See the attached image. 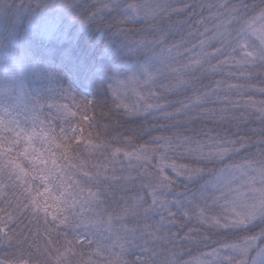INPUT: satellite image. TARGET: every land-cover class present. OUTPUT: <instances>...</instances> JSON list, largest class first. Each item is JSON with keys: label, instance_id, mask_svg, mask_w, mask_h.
Returning a JSON list of instances; mask_svg holds the SVG:
<instances>
[{"label": "snow or ice", "instance_id": "1", "mask_svg": "<svg viewBox=\"0 0 264 264\" xmlns=\"http://www.w3.org/2000/svg\"><path fill=\"white\" fill-rule=\"evenodd\" d=\"M65 7L75 10L70 4H65ZM93 7L97 12L83 21L84 23L98 13L107 11L109 17H112L113 12L122 16V20L112 17L113 26L120 23H146L149 19L155 24L159 18L179 11L160 0L156 2L131 0L122 7L119 3L111 7L100 3L98 7L97 5ZM213 8L217 9V13L212 17L216 23L212 28L205 29L202 34L207 38L211 32L214 34L213 40L219 38L221 47L215 48L213 52L205 51L206 48L212 47L209 40L200 39L198 44L184 49L182 53L176 51L174 55L176 46L166 48L164 45L167 36L163 34L162 29L156 28L147 30L153 39L148 40L146 36H140L128 48V51L141 49L149 55L147 62L140 65L139 69L146 85H156L158 81L165 79V73L171 81L159 90L160 95H153L150 92L145 100H165V92L176 95L183 90L186 94L182 101L142 104V113L135 106L131 109L125 106L120 117L128 122L141 119L147 121L149 117L169 121L170 126L161 125L157 128L154 125L151 128L152 131H167L170 133L167 136L150 137L141 145L139 141L143 139L141 134L144 132L143 127L127 128L121 133L122 126H113L118 135L105 146V151L111 152V162L115 164L122 151L121 147L112 150L110 146L114 144L137 149L134 153L123 151V156L128 158L130 164L131 158L135 156L138 162L143 161L148 167L153 168L152 182L140 183L136 195L117 197L113 191L109 197L103 186L107 185L111 189L114 184H131L136 188V181L143 180L144 174L109 178L102 176L100 169L95 165L89 168L85 161L73 165L72 168L77 175L81 168H88V171H85L76 182L66 183L67 170L57 164L59 157L53 156L51 166L49 167L45 161L44 167L40 169L43 175L36 177L44 191L40 193L39 189H36L37 195L33 197L32 190L27 188L31 171L22 165L27 160L33 169L36 168L37 160L34 159L36 149L30 148V145L37 140L46 142L45 136L41 134L46 130L41 129V133H37L22 129L15 136H7L6 132L14 131L9 127V124L14 122L6 121L0 116V199L7 201L6 207H0V244L7 243L9 246L15 244L20 249L28 245V253L20 251L10 264H29V261L33 260L37 264H93L91 259H85V255L106 259L108 264H128L123 260V256L127 254V249L133 247H139L143 256L133 264H180V257L175 251L169 252L168 246L174 245L175 237L179 236V233L171 232L170 228L177 227L181 220L188 223L195 221L206 230L252 232L240 243L226 246V250L234 253L226 260L219 259L216 251L209 255L217 256L219 264H264V128L260 130L261 139L253 145L250 140L246 142L240 130L232 132L229 129L221 132L216 127H195L197 120L212 123L213 119H218V122L223 124L228 118L224 113L240 110L234 107L217 112L216 109L208 108L209 103L229 105L240 102L230 101L227 95L219 97L223 81H217L215 87L206 85L202 91L197 87L195 76L197 72L205 78L217 75L218 70L227 64L228 60L218 61L215 65L211 61L224 56L229 48L231 49L229 59L234 60L237 66L264 67V0L251 4L245 0L233 4L228 0L219 5L209 6V11ZM184 10L186 11L187 7ZM178 47L183 48V43ZM233 87L235 86L228 85L226 91L231 93ZM260 94L264 95V88L260 89ZM213 95L217 96L216 100H211ZM85 102L89 105L97 103L95 100L87 99ZM168 108H174L175 111H165ZM0 111L10 115L6 109ZM257 111L259 119L264 123V101L260 102ZM192 113L197 115L193 117ZM190 123L193 126H188ZM73 138L81 139L77 136L76 129H72L70 133L68 129H63L57 137L61 140L57 150L64 149L62 158L65 160L72 159L68 155L69 150H76L72 146ZM21 144L25 145L24 151L17 152L14 157L12 150ZM89 144L91 145L90 140ZM254 146H258V151H251ZM242 153L243 158L237 161L236 158L241 157ZM44 155L49 153L45 151ZM177 158L184 159L187 163L178 165L166 162ZM153 160L157 161L154 166L151 163ZM169 169L173 174L171 176L166 175ZM127 170L120 169L122 172ZM131 170L136 171L135 168ZM4 176L8 178L7 185L3 182ZM178 182L184 183L188 198L177 201L163 198L172 194V190L178 187ZM11 184H15L18 190L24 188L28 193L25 199L29 200V203L23 205V211L21 203L14 206L11 200L3 196ZM189 186L193 189L190 192ZM85 188H88L87 195ZM92 188L96 191H91ZM124 191L132 189L126 188ZM209 201L212 202V207L219 205L220 211L216 215H207L211 210ZM173 208L175 211H172ZM49 215L52 217L51 220L48 219ZM157 215L160 217L159 220L155 219ZM20 216L28 217L29 222L16 232L12 229ZM129 223L134 226L129 228ZM186 226L187 224L181 225V229ZM257 227L258 231H252ZM41 229L45 235H41ZM60 229H63V232ZM199 235V232L189 229L188 233L180 238V243L192 242ZM94 245L93 251L87 254L83 252L85 247L91 250ZM33 248L35 251H32ZM117 248L118 252L115 251ZM104 253H107V257L103 256ZM236 256L240 257L239 261H236ZM217 260H212L211 264H217Z\"/></svg>", "mask_w": 264, "mask_h": 264}, {"label": "trees", "instance_id": "2", "mask_svg": "<svg viewBox=\"0 0 264 264\" xmlns=\"http://www.w3.org/2000/svg\"><path fill=\"white\" fill-rule=\"evenodd\" d=\"M217 1L160 0V2L169 3L172 9H178L179 11L159 18L155 24H152L149 19L146 23H120L113 26L112 17L122 20V16L116 12H113L112 17H109L107 11H105L98 13L93 19L88 20L87 23L83 21L97 12V9L93 5H97L98 7L100 3H104L111 7L113 4L119 3L122 7L124 3L131 2V0H0V80H6L2 84L11 86L13 71H17L18 68L21 69V72L26 74L25 79H27V84L36 83L44 89L39 93L41 95L39 97L41 105L34 108L36 111L44 113L40 119L42 121L48 120L50 123L53 120L50 118L53 116L52 113L60 114V116H64L67 120L69 119V121L75 123L73 129H76L77 136L81 137L80 140L73 138L72 146L76 150H69L68 155L72 159L65 160L62 158L64 149L60 148L57 150V145L61 143V140L57 139V137L63 128L58 121L56 122V127L49 126L51 129L49 134L52 139L54 138L53 143L50 141V146L45 145L44 147V150L49 155L41 157L40 164L37 165L38 168L33 172L34 176L29 179L27 184V188L32 190L33 197L37 195L36 189H39L40 193L44 191L40 180L36 177L43 175L40 169L44 167L45 161L49 167L51 166L53 156L59 157L57 164L67 170L66 183L68 181L76 182L82 177L80 174H74L73 165H79L86 161L89 168L95 165L100 169L97 163L100 159L98 156L99 152L102 158L100 162L102 176L109 178L115 176L119 178L120 176L129 175L135 177L138 173L144 174L143 180L136 181V188H133L131 184H114L111 189L107 185H104L103 187L108 191L109 197H111L113 191H115L117 197L134 196L140 183L148 184L152 182L153 168L148 167L144 162L134 165L126 163L123 159L113 164L110 160L111 152L105 151V146H108L109 142L118 135L116 128L113 127L114 125L122 126L120 128L121 133L127 128L135 127L139 129L143 127L144 132L141 133L143 139L139 141V144L142 145L150 137L169 135L170 133L167 131H152L151 128L154 125L157 128L161 125L170 126L171 122L153 117H149L147 121L141 119L128 122L125 119H120L124 113L125 106L129 109L131 108L125 101L124 103L120 100L118 95L112 92L110 81L115 79L122 80V78L128 77V75H134L136 79L143 81V89L148 92L146 94L149 95L151 92L153 95H160L159 90L171 82L167 78V73H165V79L158 81L156 85H146L143 74L139 69L140 65L147 62L149 55L141 49L128 51V48L140 36H146L148 40L153 39L147 33L149 28L163 30V34L167 36L164 46L166 44L170 45L169 42L172 41L183 42L187 45H191L194 42L198 44L197 42L203 37L204 30L210 26L209 23L204 22L210 20L208 16L209 6L217 5ZM151 2H156V0H151ZM237 2L238 0H232L234 4ZM258 2L259 0H246V3L249 4ZM65 4L72 5L75 10H70L65 7ZM185 7H187L186 11L184 10ZM49 8L62 9L60 11L62 15L61 21L55 22L57 24L56 31L51 32L49 40H45L39 37L41 35L37 18ZM200 19L204 23L202 28L198 25V23L203 24L199 21ZM158 37L159 33H157ZM214 47L215 45L212 44L210 49ZM215 61L216 59H213L211 61L212 64L215 65ZM13 67L15 70L12 69ZM240 69L239 83H237L238 81L232 82V86L235 87H233L231 93L226 91L228 84H226L224 69H219L217 75H209L207 78L200 72L195 74L197 87L202 91L206 85L215 87L217 81H225L220 87L219 97L223 98L227 95L230 101L240 102L239 104L229 105L209 103L207 107L216 109L217 112L225 108L232 109L234 107H238L240 110L224 113L228 118L224 120L223 124H220L218 119H213L212 123H204L203 120H197L195 127H216L221 132L229 129L232 132L240 130V134L246 138V142L250 140L253 145H256V142L261 139L260 130L264 128V123L259 119L257 102L254 99L259 102L264 101V95L260 94V89L264 88V67L257 66L250 68L249 66H244L240 67ZM208 90L210 91L211 88ZM83 94L88 95L87 100H95L97 103L89 105L86 102H78L76 100L77 96H83ZM164 95L165 100H160L161 103L182 101L185 99L186 94L181 90L180 94L173 95L165 92ZM6 96L4 93H0V103L6 105V102H8V106L12 105L13 102ZM216 99V95L211 97V100ZM152 101L157 103L154 100ZM244 101H248L249 103L245 104L243 103ZM117 105H119V111H117ZM165 111L173 112L175 109L168 108ZM196 115L197 113H192L193 117ZM230 118H235V120H231ZM188 126L193 125L190 123ZM89 140L91 141V145L89 144ZM86 143L93 155H89L91 152L86 150L85 145L83 146ZM77 145H79L78 148L76 147ZM100 147L102 151H97ZM110 147L112 150L116 147H121V154L126 149L121 145L114 144ZM127 149L132 148L129 147ZM251 151H258V146H254ZM243 156L244 154L242 153L241 157L236 158L237 161H240ZM169 160H171V163L178 165L187 163L184 159ZM152 165L154 166L155 164L153 163ZM122 168L128 170L122 172L120 171ZM133 168L136 171H132L131 169ZM85 171H88V168ZM166 175H173L170 169L166 172ZM57 183H59V180H57ZM126 188L132 189V191H124ZM184 189V183L178 182V187L172 190V194L163 198L169 201L186 199L188 197ZM192 190L189 186L188 191ZM85 191H88V188H85ZM15 194L19 195V199L17 198V200L11 202L14 206L17 203H21V211H23V205L29 203V200L25 199L28 193L24 188H20L19 190L16 189ZM3 196L8 197L5 194ZM43 199L42 196V202ZM6 206L7 201L0 199V207ZM172 211H175V209L173 208ZM51 218V215H49L48 219L51 220ZM155 219L159 220L160 217L157 215ZM41 221H43V214L41 215ZM28 222V217L20 216V219L12 230L19 232ZM184 224H187V226L181 229V225ZM133 226L132 223L128 224L129 228ZM32 227L33 231H35L34 223ZM189 229L199 232V237L195 238L192 242L181 244L180 238L184 237ZM170 230L173 233H179V236L175 237V244H169L168 249L169 252L175 251L177 253L180 257V264H186V262L195 264L198 258L202 257L210 261L209 257L211 256L209 254L213 251L220 250L224 246L240 243L245 236L252 234V232H226L220 229L206 230L202 229L195 221L188 223L184 220H181L177 227L170 228ZM60 231L63 232V229H60ZM252 231H258V227ZM26 232L27 229H25ZM41 235H45L43 229H41ZM20 239H23V237H20ZM3 245L6 244L4 243ZM148 247H151V245H148ZM156 247L159 248V245ZM94 249L95 245L91 250ZM83 250L89 251L90 249L85 247ZM20 251H24L27 254L28 245H24L23 249H20L15 244L12 246L7 244L4 247L3 253L6 255V259L11 262ZM32 251H35V249L33 248ZM105 256H107V253H105ZM133 257L134 255L128 256L131 261H133ZM25 258L27 259V255H25ZM94 258L96 257L89 255L86 259L93 260ZM239 260L240 257L236 256V261ZM104 262L108 263L106 259ZM133 262H129L128 264H133ZM217 264H219V261H217Z\"/></svg>", "mask_w": 264, "mask_h": 264}, {"label": "rangeland", "instance_id": "3", "mask_svg": "<svg viewBox=\"0 0 264 264\" xmlns=\"http://www.w3.org/2000/svg\"><path fill=\"white\" fill-rule=\"evenodd\" d=\"M209 1H211V0H209ZM225 2H228V0H218L217 5L225 3ZM238 2H239V0H238ZM245 2H246V0H245ZM231 3H232V0H231ZM62 9H64V8L62 7ZM62 9L49 8V9L45 10L44 14L39 15V18H37V24L40 28V35H41V36H39L40 38H43L45 40H49L51 32L56 31L57 24L55 22L61 21L60 19H61L62 13L60 11ZM216 13H217V9H214V10L212 9L211 11H209L208 16L210 19L209 21H211V22L209 23L210 26L207 29L212 28L213 25L216 23V21H214L212 19V17ZM199 21H201V23H203V21L201 19ZM198 25L200 26V28H202L204 26V23L203 24L198 23ZM204 32H205V30H204ZM213 35H214L213 33L209 32L207 38H205L204 36L202 37V39H208L210 43L213 42L212 44L215 45V47L213 49H210V47L206 48L205 51H207V52H213L215 48L221 47V43L218 42L219 38L216 37V39L213 40ZM169 43H170V45L166 44V46H165L166 48L176 46L174 48V51H173L174 55H175L176 51L180 52V50L182 49L181 50V52H182V51H184V49L190 48L193 44H196L194 42L191 45H187L183 42L179 43V42H173V41L169 42ZM182 43H183L184 47L179 48L178 46L181 45ZM197 43H199V42H197ZM197 51H200V49H197ZM230 53H231V49L229 48L224 56L218 57V59H216V61H215L217 64L218 61L228 60V63L222 67V69H224V71L226 73L225 80L227 82L226 84H228V85H232V82H234V81L237 82L239 80V72H241L240 67L235 64L234 60L229 59ZM237 59H238V57H237ZM247 66H249L250 68H253V66H251V65H247ZM17 67H19V66H17ZM12 69L15 70L14 67ZM255 71H256V69H255ZM224 74H222V75H224ZM25 77H26V74L22 73L21 69L18 68L17 71H13V73L11 75V86L7 85V84H2V82L5 80L4 78H2L4 80H0V82H1L0 93H4L5 95H7L6 97L13 102V104L12 105L10 104V106H8V102H6V105L0 103V109H6L7 113H10V115H9V114H6L4 111H0V116H3V118L6 121H13L14 122V123L9 124V127L14 129V131L13 132H6L5 135H7V136H15V134L20 133L22 129L27 130V131H35L37 133H41V129L46 130L43 133H41L43 136H45L46 142H42L40 140H37L35 143L30 145V148L36 149V156L34 157V159L37 160V165H39L40 161H41V157L44 156L45 145L50 146V141H51V143H53L54 138L52 139L51 135L49 134V132L51 131L49 126L56 127V122L58 121L60 123V126L63 129H68L69 133H70L71 130L73 129V127H75V123L72 121H69V119L67 120L66 117L60 116V114H57V113L56 114L52 113L53 116H51L50 118H52L53 120L50 123L48 120L42 121L40 119V117L43 116L44 113L36 111L34 108L41 105V102L39 101V97L41 95L39 93L41 92V90H44V89L41 88L40 86H38L36 83L27 84V79H25ZM5 82H6V80H5ZM223 82L225 83V81H223ZM237 83H239V81ZM110 84H111L112 92L115 95H118L120 100H122L123 102L125 101L126 104L129 105L130 108H133V106H135V108L139 109V111L141 113L143 112V107H141L142 104L155 103L150 99L145 100V97L149 96L148 94H146L148 92L144 91V89H143V81H141L140 79H136L134 75H128V77L122 78V80H120V79L119 80H116V79L111 80ZM87 96H86V94H83V96L78 95L76 100L78 102L83 103L86 101ZM254 101L257 102L256 106L259 108L260 102L255 100V99H254ZM156 102L161 103L160 101H156ZM54 116H56V117H54ZM83 146L86 147V150L88 152H91L87 147L88 146L87 143L83 144ZM24 148H25V145H23V144H21L18 148H14L12 150L13 156L15 157L17 152H23ZM101 149L102 148L100 147L97 151H102ZM123 151H128L130 153H134L137 151V149L136 148H132V149L126 148ZM89 155H93V153L91 152ZM98 156L100 157V159L98 160L99 162H97V160H95V161L98 163V166L100 167V170H101L100 162H101L102 158H101L100 152L98 153ZM157 156H159V153H157ZM120 159H123V161H125L126 163H129L128 158H125L123 156V152H122V154H120V157L117 159V161ZM131 159H132V164H134V165L142 164V162H143V161L138 162L136 160L135 156H133ZM166 162L171 163V160H168ZM151 163L156 164L157 161L153 160V161H151ZM22 166H24L26 169L31 171L30 178L32 176H34L33 172H35L36 169L38 168L36 166V168L33 169L32 165H30L27 160L23 162ZM85 169L86 168L79 169V174L83 176ZM6 178H7V176L3 177V179H6ZM3 182L6 185L9 184L8 179L3 180ZM16 189H17V186L15 184H11L8 188V191L4 192L3 195L4 194L7 195L8 200L15 201V200H17V198L19 196V195L15 194ZM21 189H23V188H21ZM91 191L95 192L96 189L92 188ZM87 192L88 191H85V195H87ZM13 197H15V198H13ZM221 203H223V202L221 201ZM208 204H209V207L211 210H210V212L207 213V215H209V216L216 215L220 211L219 205H217L216 207H212L211 201H209ZM3 244L4 243L0 244V262H4V264H10V261L8 259H6V255L3 253L4 247L7 245V243H5L6 245H3ZM77 251L79 252L80 250L78 249ZM91 251H93V250H89V251L83 250V252L86 254L91 252ZM115 251L118 252L119 249L117 248V249H115ZM216 252H217V256L219 257V259H224V260H226L228 257L232 256V254H234L230 250H226V246L220 248V250L219 249L216 250ZM129 255H134L133 261H136L138 258H143L141 249L139 247H133V248L127 249V254L123 256V260H126L128 263L133 262V261L129 260V258H128ZM103 256H105V253L103 254ZM217 256L209 257V259H211L210 261H207V259L204 257L198 258V260L196 261L195 264H199V262H204V264H211L212 260H217ZM87 257H89V255H85V259ZM105 257H107V256H105ZM104 260L105 259L94 258L92 261H93V264H108V263L104 262ZM29 264H37V262L34 260L29 261Z\"/></svg>", "mask_w": 264, "mask_h": 264}]
</instances>
